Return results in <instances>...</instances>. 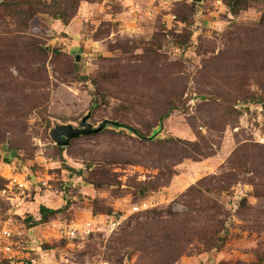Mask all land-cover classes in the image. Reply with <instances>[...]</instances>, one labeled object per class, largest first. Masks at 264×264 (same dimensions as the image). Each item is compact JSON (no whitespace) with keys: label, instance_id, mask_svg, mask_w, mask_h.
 Listing matches in <instances>:
<instances>
[{"label":"rangeland","instance_id":"obj_1","mask_svg":"<svg viewBox=\"0 0 264 264\" xmlns=\"http://www.w3.org/2000/svg\"><path fill=\"white\" fill-rule=\"evenodd\" d=\"M0 264H264V0H0Z\"/></svg>","mask_w":264,"mask_h":264},{"label":"water","instance_id":"obj_2","mask_svg":"<svg viewBox=\"0 0 264 264\" xmlns=\"http://www.w3.org/2000/svg\"><path fill=\"white\" fill-rule=\"evenodd\" d=\"M196 3H201L203 0H192ZM80 53L75 55L76 61H80ZM91 117V112L85 115L82 120L80 121L78 126H74L72 124H63V125H56L50 133L51 139L58 145L59 147H68L74 139H77L81 136L86 135H94L103 132L108 127H112L115 129H124L128 132L132 133L139 139H143L144 137L134 130L133 128L125 125L119 121H114L110 119H105L99 123L97 127H94L90 122L89 119ZM162 129V126L160 127ZM157 135V132L152 137H148L146 139L152 140Z\"/></svg>","mask_w":264,"mask_h":264},{"label":"trees","instance_id":"obj_3","mask_svg":"<svg viewBox=\"0 0 264 264\" xmlns=\"http://www.w3.org/2000/svg\"><path fill=\"white\" fill-rule=\"evenodd\" d=\"M11 8H13V5L8 4L7 9H11ZM66 209H67V205H65V207H63L62 209H58V210L51 209L49 207H46L45 205H41L39 207V213L41 215V218L39 220L35 221V224L38 225V224L46 223L51 215L58 214V213L66 210ZM109 212L112 213L113 210L110 209Z\"/></svg>","mask_w":264,"mask_h":264},{"label":"built area","instance_id":"obj_4","mask_svg":"<svg viewBox=\"0 0 264 264\" xmlns=\"http://www.w3.org/2000/svg\"><path fill=\"white\" fill-rule=\"evenodd\" d=\"M138 210H139L138 206L133 207V211H138ZM107 218H108L107 219L108 228H110L111 230H114L120 225L123 217L121 216L120 218H117L116 213L114 212L113 215L107 216Z\"/></svg>","mask_w":264,"mask_h":264}]
</instances>
